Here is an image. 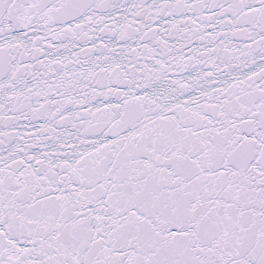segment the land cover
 <instances>
[{
  "label": "snow or ice",
  "instance_id": "6c2138e0",
  "mask_svg": "<svg viewBox=\"0 0 264 264\" xmlns=\"http://www.w3.org/2000/svg\"><path fill=\"white\" fill-rule=\"evenodd\" d=\"M0 264H264V0H0Z\"/></svg>",
  "mask_w": 264,
  "mask_h": 264
}]
</instances>
